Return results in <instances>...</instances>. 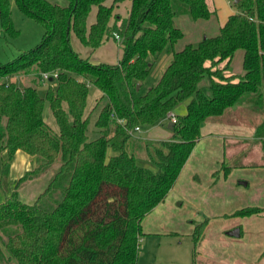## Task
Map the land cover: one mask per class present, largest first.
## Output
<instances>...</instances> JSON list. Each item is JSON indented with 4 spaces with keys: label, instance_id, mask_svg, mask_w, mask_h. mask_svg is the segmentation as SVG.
<instances>
[{
    "label": "trees",
    "instance_id": "trees-1",
    "mask_svg": "<svg viewBox=\"0 0 264 264\" xmlns=\"http://www.w3.org/2000/svg\"><path fill=\"white\" fill-rule=\"evenodd\" d=\"M120 1L15 0L19 11L45 31L36 46L0 63V154L12 157L20 150L36 163L0 202V264H136L142 220L173 186L202 123L232 106H253L263 115L255 136H264V0L234 1L236 12L217 34L180 49L174 47L183 37L176 15L208 20L214 10L206 0H131L127 17L110 25L113 5ZM92 6L95 20L87 26ZM0 24L3 36L16 33L9 0H0ZM71 34L91 49L118 35L122 54L115 63H93L73 49ZM168 47L171 59L158 81L141 91L153 61ZM237 50L242 51L240 73L229 70ZM31 70L36 82L20 87L7 81ZM53 71L54 84L40 95L41 72ZM205 76L203 90L199 84ZM91 87L99 97L86 112ZM187 99L170 138L147 150L155 169L138 165L126 148L130 130L157 123ZM46 103L49 116L44 117ZM94 112L97 137L89 139ZM111 113L123 123L115 122L107 137ZM58 158L33 203L22 202L18 187L47 172ZM257 211L245 207L234 214ZM205 223L191 229L194 253Z\"/></svg>",
    "mask_w": 264,
    "mask_h": 264
},
{
    "label": "crops",
    "instance_id": "crops-1",
    "mask_svg": "<svg viewBox=\"0 0 264 264\" xmlns=\"http://www.w3.org/2000/svg\"><path fill=\"white\" fill-rule=\"evenodd\" d=\"M206 1L214 10V14L208 20H193L191 23L204 30L202 36H211L210 34H217L219 27L235 10L228 0ZM104 3L110 5L112 0H105ZM130 6L131 0L115 3L110 25H113L115 18H126ZM96 9V6H92L86 19L87 26L94 22ZM109 37L96 49L108 53L104 47L109 45ZM200 39L198 35L189 43L195 45ZM119 47L122 49V45L119 44ZM112 51L114 52L113 49ZM171 55V49H167L155 60L160 67L153 84L158 81ZM120 56L121 54L118 59ZM239 58L242 59V54L238 55V61ZM117 60L99 62L115 63ZM231 69L229 67L230 71ZM207 86L208 81L204 88H200L205 90ZM188 102L189 99L182 106H176L180 114L171 111L175 117L186 112ZM238 111L240 105L232 106L219 117L215 116L218 118H208L209 120L202 123L200 136L173 186L164 200L142 220L144 235L172 234L174 227L169 225V218L163 221L161 217H165L167 211H174L175 203L178 206L183 205L185 211H188L184 218L193 219V222L198 223L206 220L198 244V255L202 264H264V136H255L254 121L248 132L240 133L238 127L235 129ZM248 112L253 114L250 109ZM165 121L167 120L163 118L147 126L150 132L160 134V140L169 139L172 134L168 126L163 128ZM208 123L213 124L214 129L204 132ZM245 207H258L259 211L249 215L234 214ZM191 212L197 214L192 215ZM194 225L195 223H189L185 229ZM236 227L239 229L238 236L227 233Z\"/></svg>",
    "mask_w": 264,
    "mask_h": 264
},
{
    "label": "rangeland",
    "instance_id": "rangeland-1",
    "mask_svg": "<svg viewBox=\"0 0 264 264\" xmlns=\"http://www.w3.org/2000/svg\"><path fill=\"white\" fill-rule=\"evenodd\" d=\"M10 1V15L12 19L13 26L16 30L14 35L3 36L1 31L0 24V63H6L15 57H17L23 51H26L34 46H36L42 39L44 35V28L42 25L36 23L31 18L24 16L18 9L15 0ZM52 3H61V0H50ZM227 1V0H226ZM234 8L233 0H228ZM176 24L181 27L183 31V37L180 38L174 45L176 49L182 48L185 44L189 43L197 37L198 35L202 37L204 30L198 28L196 24H192L190 16L185 12L176 15ZM190 20V21H189ZM199 22V21H198ZM197 28V29H196ZM113 33L112 30L109 32ZM213 35V34H210ZM110 39L108 41L109 45L104 47V50L108 53H104L101 49H96L91 51L89 48L83 46L73 34L70 35V42L73 49L79 53L82 57H89L91 61H116L120 54H122L121 39L115 35H109ZM100 47V46H99ZM114 50V52L112 51ZM168 49H170L168 47ZM242 54L241 50H237L231 60L230 67L231 71L234 73L242 72V59L238 55ZM155 61H153L154 64ZM167 66V65H166ZM165 66V67H166ZM159 64L155 62L151 68L146 80L141 84V91H144L148 86L153 85V81L157 77V71ZM165 69V68H164ZM164 71V70H163ZM38 80L35 70L29 71V73H22L15 75L13 77L7 78L8 82H15L18 86L22 87L30 82H36ZM208 81V77H204L203 81L200 82L199 87L204 88L205 84ZM38 93L44 95L46 88L54 84L53 80L49 81H38ZM99 97L97 90L91 87L90 94L87 98V107L86 112H89L94 104L95 100ZM104 100L100 101V104ZM186 102L183 101L177 106H182ZM175 107L172 112L174 114H180ZM252 113L248 112V109ZM256 107L253 106H244L240 105V111H238V119L235 124V129L238 127V131L242 133L243 131L248 132L253 125L255 127L263 120V115L255 111ZM228 111V110H226ZM49 116V108L46 103L44 106V117ZM96 113L94 112L89 121L88 125V135L89 139L97 137V129L94 126V118ZM219 117V116H218ZM218 117H211L218 118ZM233 119L232 117H230ZM208 119V120H209ZM50 125H54L52 119H49ZM115 120L111 118V125L104 130V133L107 137H111L114 134V125ZM167 126V121L163 123V128ZM141 129L139 132H136L132 137L127 141V151L134 155L138 165L150 169H155V165L150 160L147 150L152 151L153 146L157 144L160 140L158 139L160 134L155 133L154 131L150 132L147 126H140ZM208 129L213 130L214 126L208 125L204 129V132ZM245 133V132H244ZM258 142L256 141V144ZM258 146V144H257ZM35 159L33 156H30L20 150H17L12 157H8L6 152L0 154V202L4 201L5 197L13 190L15 182L22 177L26 172H29L35 168ZM59 165V158L54 162L52 167L45 173H42L33 178H27L19 187H18V198L24 202L31 204L36 199L37 195L46 187L50 177L53 175L54 170ZM174 211H167L161 217L163 221H166V218H169V225L174 227L172 234H156V235H143L139 240V255L136 260V264H202L200 257L198 255V246L194 253L193 250V240L190 235L192 228L185 229V226L189 223L197 224L198 221L193 222V219L184 218L187 215V210L185 211L184 206H178L176 203L174 205ZM192 215L197 214V212H191ZM196 220V219H195ZM159 222V221H158Z\"/></svg>",
    "mask_w": 264,
    "mask_h": 264
},
{
    "label": "built area",
    "instance_id": "built-area-1",
    "mask_svg": "<svg viewBox=\"0 0 264 264\" xmlns=\"http://www.w3.org/2000/svg\"><path fill=\"white\" fill-rule=\"evenodd\" d=\"M116 37H118V35H115ZM57 76V72L53 71V72H41V79L42 81H46V80H51L52 78H55ZM110 117L112 119H114L116 122L122 124L123 123V120L122 119H119L115 116L114 113H111L110 114ZM168 122L170 121H175V116L174 114L170 111L166 114V116L164 117ZM141 129L140 125H136L134 128H132L130 130V134H135L136 132H139Z\"/></svg>",
    "mask_w": 264,
    "mask_h": 264
},
{
    "label": "water",
    "instance_id": "water-1",
    "mask_svg": "<svg viewBox=\"0 0 264 264\" xmlns=\"http://www.w3.org/2000/svg\"><path fill=\"white\" fill-rule=\"evenodd\" d=\"M234 1H237V0H234ZM136 88H138V85L136 86ZM171 125H172V121L168 122L167 126L169 128L171 127ZM227 233L229 235L238 236L239 235V229L236 227V228L229 230Z\"/></svg>",
    "mask_w": 264,
    "mask_h": 264
}]
</instances>
